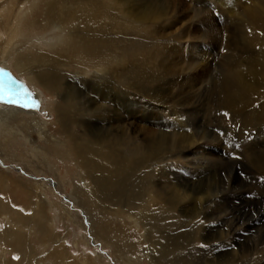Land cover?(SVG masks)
<instances>
[{
  "label": "rangeland",
  "instance_id": "1",
  "mask_svg": "<svg viewBox=\"0 0 264 264\" xmlns=\"http://www.w3.org/2000/svg\"><path fill=\"white\" fill-rule=\"evenodd\" d=\"M176 1L180 23L172 29L167 25L165 33L183 35L178 42L167 40L180 54L173 71L167 66L162 73L172 88L161 82L150 86H159L167 97L159 118L169 137L161 148L154 144L150 149L167 162L137 172L120 196L125 199L132 188L146 196L148 190L160 192L143 211L142 224L135 226L126 213L96 201L91 174L75 156V146L93 145L90 138L98 135V127L90 128L83 116L67 131L57 119L60 106L81 104V93L72 95L74 86L79 77L97 76L99 62L74 61L78 53L63 38L67 31L48 21L49 0H0V35L6 40L4 49H11L10 57H0V67L40 101L39 110L23 109L7 118L2 115L16 106L0 104V264H264V117L254 114L264 104V50L261 58L254 56L259 62L248 59L240 32L252 29L256 16L264 22V0ZM12 25L15 33L9 30ZM61 51L71 57L61 93L34 79L41 68L24 70L16 64L23 55L31 62L47 61ZM252 63L260 64V70L251 71ZM184 75L198 79L186 94L176 87ZM68 90L70 99L61 101ZM138 99L145 101L134 92L131 100ZM112 106L111 111L118 110ZM112 116L118 132L137 135L146 124L142 113ZM3 119L8 121L2 124ZM189 193L194 196L182 201Z\"/></svg>",
  "mask_w": 264,
  "mask_h": 264
},
{
  "label": "bare ground",
  "instance_id": "2",
  "mask_svg": "<svg viewBox=\"0 0 264 264\" xmlns=\"http://www.w3.org/2000/svg\"><path fill=\"white\" fill-rule=\"evenodd\" d=\"M141 1L142 0H49L48 2V17L51 18L48 19V21H53L56 28L64 30V32L65 30L67 31L68 36L64 34L63 38L67 37L72 47L77 50L78 53L76 56L73 55L75 56L74 61H77L79 64L82 62L86 63L88 61L87 59H93L92 61L95 63L99 62V67L97 66L96 70V72L99 71L97 72V76L90 78L85 76L79 77V82H77L78 86H74L72 95L77 91L80 92L79 100L80 102L82 101L81 104L78 106V103L75 102L74 106H60L59 109L56 110L57 119L60 125L66 130L68 129L67 127L73 123L81 122V117L83 116H85L84 120L88 118L87 121L90 128L95 129L98 127L96 128V130L99 131L98 137L94 136V138H90V140L92 139L90 142H92L91 144L93 145L85 142L82 146H75V156H77V160H79V162L83 164L82 166L91 174L90 189L96 201L102 206H113L116 207L117 211L126 213L127 217L133 218L135 226L142 224L143 211L151 207L150 202L153 203L157 201L160 192L148 190V196H146V191L143 190L141 192L138 188H132L126 193L125 199H121L120 196L124 191L125 183L127 181H132L135 174L137 175V172L144 171L150 166H161L159 162L166 159L161 156V153H158V151L153 152L151 150L154 144H156V148H161L169 137L166 136L169 135V133L160 127L161 121L159 118L161 114L159 111L166 109L167 102L165 100L167 97L166 94L164 95L163 92L159 90V86L154 90H151L150 86L153 84L159 85V82H161L163 85L168 84L171 86L169 87L170 89L172 88L171 83L164 79L162 73L164 68L167 66L172 67L178 61L177 58L180 52L176 48H170L167 40L178 42L183 38L182 34H174L173 32H168V34L165 33V27L167 25H169V27H176L178 25L177 21L179 22V19L175 14L177 12L178 3L176 0H161L162 3H159V0H146L140 3ZM262 12L264 13V8H262ZM206 16L204 17V21H206ZM186 17L187 16H185V18ZM170 18L173 21H169ZM196 19H198V16ZM255 19L254 23L257 24L256 26L253 24L252 29L244 28L240 32L241 39L249 52V56L247 55L248 59L251 58L257 61L254 56L257 55V57L259 56L261 58L264 50V33L261 34V32H264V30L262 31L264 22L261 16H256ZM13 25L9 30L15 33L17 28ZM170 29H172V27ZM68 40L67 42H69ZM5 46L6 40L0 35V57L3 58L6 56L7 59L10 57L8 54H10L11 49L6 50L4 49ZM48 56L51 57L47 61L45 59V61H42V59L36 58L35 62H31V59H26L27 56L23 55L16 64L18 68L23 67L24 70L28 68L33 69L34 67L41 68L36 71L38 73H36L35 77L33 76L34 79L49 91L61 93V91L65 90L63 89V85L67 81L66 79L68 76L66 67L69 66L71 57L64 51L57 53V55ZM100 62L104 64L102 65L104 67L100 65ZM26 66L28 68H26ZM259 66L261 65L257 63L254 65L253 69H250L251 71L260 70ZM173 69L172 67V71ZM169 70H171V68ZM181 79H183V83L176 86L180 89V92L182 91L181 93L194 88L198 80L190 75H184ZM241 79L244 80L245 78L242 76ZM186 80L188 83H186ZM88 86L93 87L95 91L93 93H91V91L89 92L86 88ZM70 90L67 91L68 97L65 95L62 96L63 98L60 97L61 101L67 98L70 99ZM134 92L144 97L145 101H140L139 99V101H132L131 95H134ZM229 94L227 93L228 98L230 97ZM109 97L113 98L111 103L107 101ZM171 103V106L176 107V102ZM80 105L81 108L79 109L78 107H80ZM112 105H116L118 110L111 111L109 107ZM259 109L257 108L254 111L256 118H258L259 114L264 117V104ZM21 111H23V109L16 107L11 109L9 113L5 112L2 117H16ZM122 112L126 115L134 112L142 113V116H144L146 124L140 127L137 135L128 134L127 131L118 132V122L112 115H121ZM0 119L2 118L0 117ZM8 119L1 120L2 124L7 122ZM122 123L123 122H121V124ZM102 125L106 126L103 127ZM67 131L66 133L70 136V132ZM72 133L74 134V132ZM68 136H66L67 139L69 138ZM76 145H78V143ZM165 161L167 162V159ZM179 161L180 160H178V162ZM1 178L2 177H0V179ZM142 194L146 196L144 201L141 200ZM190 196L193 197V193H189L186 196L183 195L182 201L183 199H189ZM202 197H199L201 203ZM155 209H157V204ZM153 219L155 220V218ZM153 219L151 220L150 217L148 220L153 221ZM178 220L181 221L180 218ZM184 220H186V218L183 219V221ZM59 241L56 240L55 243H59ZM153 250L154 249H151V252Z\"/></svg>",
  "mask_w": 264,
  "mask_h": 264
},
{
  "label": "snow or ice",
  "instance_id": "3",
  "mask_svg": "<svg viewBox=\"0 0 264 264\" xmlns=\"http://www.w3.org/2000/svg\"><path fill=\"white\" fill-rule=\"evenodd\" d=\"M218 15V13H217ZM0 104L14 105L22 109L39 110L40 101L20 80L3 67H0ZM228 116V113H224ZM225 135V133H221ZM205 247V245H201ZM15 259H20L18 256Z\"/></svg>",
  "mask_w": 264,
  "mask_h": 264
}]
</instances>
